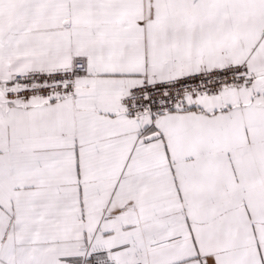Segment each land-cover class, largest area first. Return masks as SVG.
Listing matches in <instances>:
<instances>
[{
	"label": "snow or ice",
	"instance_id": "1",
	"mask_svg": "<svg viewBox=\"0 0 264 264\" xmlns=\"http://www.w3.org/2000/svg\"><path fill=\"white\" fill-rule=\"evenodd\" d=\"M0 264H264V0H0Z\"/></svg>",
	"mask_w": 264,
	"mask_h": 264
}]
</instances>
